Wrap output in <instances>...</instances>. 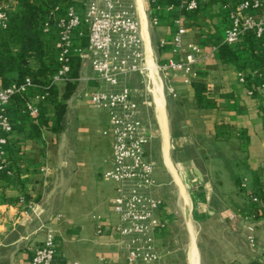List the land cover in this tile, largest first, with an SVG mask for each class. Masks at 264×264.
Masks as SVG:
<instances>
[{
	"label": "crops",
	"instance_id": "crops-1",
	"mask_svg": "<svg viewBox=\"0 0 264 264\" xmlns=\"http://www.w3.org/2000/svg\"><path fill=\"white\" fill-rule=\"evenodd\" d=\"M119 1L139 20L145 53L153 60L165 64L173 57L177 21L187 30L183 44L198 45L203 54L192 85L172 80L177 98L160 83L152 98L140 75L125 79L140 105L139 119L151 128L145 155L155 164L156 193L162 200L157 215L164 226L155 232L159 252L167 264H192L195 246L202 264L205 251L195 225L203 229L213 218L219 222L217 232L228 235L226 247L235 264H264V91L250 95L238 79L239 72L250 74L261 66L258 46L244 37L230 50L235 62L221 49L213 52L229 26L223 7L232 0H201L195 13L184 12L174 0ZM77 12L83 15L84 9L78 5ZM53 32L57 40L58 27ZM86 46L77 34L76 50ZM91 65V56L80 59L73 81L56 86L54 101L50 96L41 103L49 126L34 127L15 102L9 106L15 131L7 158L19 177L0 179V264H32L35 248L50 230L55 235V264H128L115 232L119 217L112 201L117 186L104 178L112 166L111 138L104 134L109 113L94 108L90 100L106 87ZM67 84L73 90L57 131L54 103L64 98ZM39 93L31 89L29 97ZM22 184L33 201L21 202ZM214 255L220 259L223 252Z\"/></svg>",
	"mask_w": 264,
	"mask_h": 264
},
{
	"label": "built area",
	"instance_id": "built-area-1",
	"mask_svg": "<svg viewBox=\"0 0 264 264\" xmlns=\"http://www.w3.org/2000/svg\"><path fill=\"white\" fill-rule=\"evenodd\" d=\"M200 1L177 0L176 5L186 13H195ZM13 5L11 0H0V36L9 29ZM78 5L84 9L83 15L78 14ZM223 8L229 26L213 52L225 46L234 48L244 37H249L260 50L261 66L250 74L239 72L238 79L248 86L250 95L264 91V0H232ZM60 12L61 5H55L52 15L56 17L54 22L59 30L55 42L57 66L49 78V87L37 86L26 78L20 85L0 88V173L15 176L7 158L10 135L15 131L8 109L15 98L24 99L23 116L31 124L39 125L43 114L41 103L50 98L51 87L73 81L75 56L79 59L91 56L93 73L106 87L94 92L90 100L94 108L109 113V128L104 134L111 138L112 166L104 178L117 186L112 208L119 217L115 227L118 246L126 252L128 264H167L155 242L156 230L164 225L157 215L162 200L156 193L155 164L145 155L151 128L139 119L140 105L125 79L140 75L152 98L158 83L165 87L169 96L177 98V90L167 76L181 78L184 85H192L198 76L196 67L203 59L202 49L195 44H183L187 30L177 21L178 28L172 40L173 57L165 64L153 59L150 62L143 46L141 24L119 0H69L65 12L58 17ZM157 24V19L152 18V25ZM50 29L51 23L47 21L43 30L48 33ZM77 34L87 41L86 48L76 50ZM165 45L162 42V46ZM35 88L40 93L29 97L30 90ZM252 201L257 203L258 199ZM21 202H25L24 196ZM98 233H102L101 228ZM56 257L55 235L50 230L42 245L35 248L32 264H55Z\"/></svg>",
	"mask_w": 264,
	"mask_h": 264
},
{
	"label": "trees",
	"instance_id": "trees-1",
	"mask_svg": "<svg viewBox=\"0 0 264 264\" xmlns=\"http://www.w3.org/2000/svg\"><path fill=\"white\" fill-rule=\"evenodd\" d=\"M11 1H13L14 5L10 13V26L0 36V88L6 89L13 85H20L26 78H30L37 86L49 87V78L57 66L54 43L56 38L53 37L54 27L57 26L54 22L56 17L52 15V9L55 5L60 4L61 12L57 15L60 17L69 5V0H55L53 2L46 0ZM172 3L177 4V0ZM47 21L51 23V29L48 33H45L43 28ZM52 40L54 41L52 42ZM230 50L231 47L227 46L221 48L223 56L235 62L236 59L231 55ZM79 65L80 59L75 56L72 62L73 77L77 76ZM72 90L73 86L67 84V92L64 98L55 99L54 104L58 122L57 131H59V127L60 129L63 127L62 124L64 123L67 109L65 102L71 96ZM49 92L54 101V96H58L56 86L51 87ZM198 96L199 98L201 97L200 93ZM14 102L20 109L24 107V99L16 97ZM24 119L27 118L24 117ZM39 124L49 126L43 114L40 117ZM33 126L39 127V125ZM16 177L19 176L15 172L13 178ZM7 178L9 177L0 173L1 180H6ZM20 193L27 201L34 200L24 184H22ZM39 199L40 197L36 198V201H39Z\"/></svg>",
	"mask_w": 264,
	"mask_h": 264
},
{
	"label": "rangeland",
	"instance_id": "rangeland-1",
	"mask_svg": "<svg viewBox=\"0 0 264 264\" xmlns=\"http://www.w3.org/2000/svg\"><path fill=\"white\" fill-rule=\"evenodd\" d=\"M150 21L151 20L149 19V23ZM161 78L162 80H164L163 75ZM166 79L170 80L172 83L173 82L172 80L174 78L171 76H167ZM176 86L177 85H175L174 83V87L176 88L177 93H178V89ZM191 190L193 192L196 191L193 185L191 187ZM207 221L208 222L204 225L205 228L203 229H200V226L198 224L195 225L198 230L197 241L200 242V244L203 246V251H205V257H203L204 262L202 264H235L237 263L235 260H231V258L229 257V249L226 247L228 246L227 244L228 235L226 233L220 234L217 232L219 222L214 220L213 218H210ZM260 241L262 245L260 246V248H261V251H263L264 237ZM256 242L257 241L251 240V244H256ZM220 252H223V256L220 259H218V257H216L214 254L216 253L218 254ZM206 254H207V261H206ZM221 259L223 261H221Z\"/></svg>",
	"mask_w": 264,
	"mask_h": 264
},
{
	"label": "bare ground",
	"instance_id": "bare-ground-1",
	"mask_svg": "<svg viewBox=\"0 0 264 264\" xmlns=\"http://www.w3.org/2000/svg\"><path fill=\"white\" fill-rule=\"evenodd\" d=\"M140 16H141V20H142V26H143V33L145 35V38L148 39V34H147V26H146V16H145V13H144V9H143V6L140 4ZM148 58H149V61L151 62L152 61V56H149L148 55ZM191 205V204H190ZM191 260H192V264H199V256H198V251L196 249V247L194 246L193 248V251H192V254H191Z\"/></svg>",
	"mask_w": 264,
	"mask_h": 264
}]
</instances>
